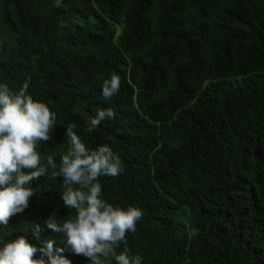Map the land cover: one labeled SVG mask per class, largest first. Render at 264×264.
Returning <instances> with one entry per match:
<instances>
[{"label": "trees", "instance_id": "obj_1", "mask_svg": "<svg viewBox=\"0 0 264 264\" xmlns=\"http://www.w3.org/2000/svg\"><path fill=\"white\" fill-rule=\"evenodd\" d=\"M112 73L120 91L105 99ZM26 81L56 114L42 160L59 165L70 123L87 148L119 155L101 198L142 210L126 236L142 264H264V0H0V84ZM109 108L115 117L86 132ZM52 171L0 225V247L51 239L71 264H91L46 227L76 215Z\"/></svg>", "mask_w": 264, "mask_h": 264}, {"label": "clouds", "instance_id": "obj_2", "mask_svg": "<svg viewBox=\"0 0 264 264\" xmlns=\"http://www.w3.org/2000/svg\"><path fill=\"white\" fill-rule=\"evenodd\" d=\"M120 85L117 73L104 79L101 89L104 98L118 94ZM28 88L27 81L19 91L0 84V225L8 226L13 216L28 208L34 195L29 185L46 176L51 168L53 179L63 178L64 206L74 209L76 215L62 224L50 217L45 221L46 227L63 234L66 248L87 258L91 264H108L109 257L116 264H142L140 255L130 254L126 241L127 234L135 232L143 216L142 210L133 206L114 207L101 198L99 177L115 178L123 172L119 155L107 144L94 150L87 148L75 131L77 125L70 123L66 128L70 147L61 156L59 165L52 156L42 160L37 145L52 139L56 114L45 103L34 100ZM115 115L111 108L98 110L85 131L91 133L101 122ZM40 232L36 224L34 236L37 239ZM121 243L125 247L117 253ZM43 244L37 247L25 235L17 236L0 247V264H71L62 255L65 248L54 247V240H45Z\"/></svg>", "mask_w": 264, "mask_h": 264}]
</instances>
